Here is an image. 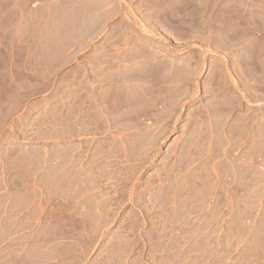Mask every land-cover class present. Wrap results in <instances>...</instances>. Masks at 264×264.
Here are the masks:
<instances>
[{
    "label": "rangeland",
    "instance_id": "obj_1",
    "mask_svg": "<svg viewBox=\"0 0 264 264\" xmlns=\"http://www.w3.org/2000/svg\"><path fill=\"white\" fill-rule=\"evenodd\" d=\"M0 264H264V0H0Z\"/></svg>",
    "mask_w": 264,
    "mask_h": 264
}]
</instances>
